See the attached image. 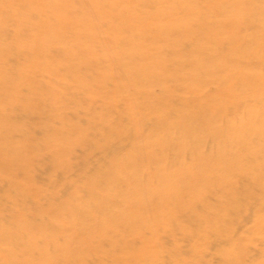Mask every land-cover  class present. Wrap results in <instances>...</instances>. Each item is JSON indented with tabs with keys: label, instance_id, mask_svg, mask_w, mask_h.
Segmentation results:
<instances>
[{
	"label": "bare ground",
	"instance_id": "6f19581e",
	"mask_svg": "<svg viewBox=\"0 0 264 264\" xmlns=\"http://www.w3.org/2000/svg\"><path fill=\"white\" fill-rule=\"evenodd\" d=\"M89 2L0 0V264H264V0Z\"/></svg>",
	"mask_w": 264,
	"mask_h": 264
},
{
	"label": "rangeland",
	"instance_id": "374dc122",
	"mask_svg": "<svg viewBox=\"0 0 264 264\" xmlns=\"http://www.w3.org/2000/svg\"><path fill=\"white\" fill-rule=\"evenodd\" d=\"M86 1V4L88 5L90 2L89 0H85ZM100 33V31H99ZM99 41H103L104 43H107L109 42L108 40L106 41V38L100 33L99 37H98ZM110 43H108L109 45ZM110 49V48H109ZM116 62H113L112 63V67H113V70L115 71V73L118 75V77L121 79V81L123 82L125 88H126V91L128 92L129 94V98L131 99V101L133 100L132 96L134 94V88L132 86L129 85L128 83V80H127V76H126V73L124 71V69L119 65V64H114ZM64 84L62 83L61 85H59V87L62 89L64 88L63 87ZM212 87V88H211ZM211 87L209 86L207 89H206V93H210V92H214L216 89H217V86L215 85H211ZM22 92H24L22 90ZM184 95H188V94H184ZM71 96V95H69ZM68 96V97H69ZM101 104V100H97L95 105L97 106V108L99 107V105ZM95 106V107H96ZM51 112V111H50ZM70 114V112H67ZM76 113H78L79 115H82L83 114V109L82 107H79L78 110L76 111ZM33 129H30L29 131H26L25 133L27 134H31V131ZM39 131V130H38ZM36 135V134H35ZM97 154L99 155V153L97 152ZM142 157V156H141ZM47 194V193H45ZM45 198H47V196H43L40 201H43ZM255 204V203H254ZM251 219L250 218H246L242 223L243 225L245 226V228L247 227H250L251 225ZM111 232L109 231V229H106L104 230V235H108L110 234ZM261 240H264V233L262 234V237H260L259 239H256V240H253L250 241V245H249V251H248V254H249V258L251 259L252 257L256 256L257 253H258V250H259V247H261ZM93 240L89 237H82V236H79L78 238L75 239L74 241V245L73 247L76 248L77 250H89L92 245H93ZM244 244L246 246H248L249 242L248 241H244ZM255 246V247H254ZM160 261L161 263L160 264H172V262L169 260V258L167 256H162L160 257ZM215 261H217V258H215ZM217 262H215L214 264H216Z\"/></svg>",
	"mask_w": 264,
	"mask_h": 264
}]
</instances>
